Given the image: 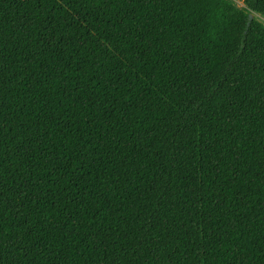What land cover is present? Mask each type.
Listing matches in <instances>:
<instances>
[{"label": "trees", "instance_id": "16d2710c", "mask_svg": "<svg viewBox=\"0 0 264 264\" xmlns=\"http://www.w3.org/2000/svg\"><path fill=\"white\" fill-rule=\"evenodd\" d=\"M0 0V264H264V0Z\"/></svg>", "mask_w": 264, "mask_h": 264}, {"label": "rangeland", "instance_id": "374dc122", "mask_svg": "<svg viewBox=\"0 0 264 264\" xmlns=\"http://www.w3.org/2000/svg\"><path fill=\"white\" fill-rule=\"evenodd\" d=\"M236 7L238 8H242L245 6L244 1L243 0H233ZM254 17L256 20L262 22L264 24V16L260 15L259 13H254Z\"/></svg>", "mask_w": 264, "mask_h": 264}, {"label": "water", "instance_id": "95a60500", "mask_svg": "<svg viewBox=\"0 0 264 264\" xmlns=\"http://www.w3.org/2000/svg\"><path fill=\"white\" fill-rule=\"evenodd\" d=\"M253 19H254V13L251 12V13L249 14L248 26L250 25V23H251V21H252Z\"/></svg>", "mask_w": 264, "mask_h": 264}]
</instances>
